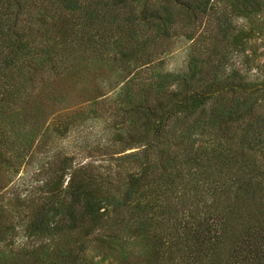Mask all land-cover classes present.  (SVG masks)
I'll return each instance as SVG.
<instances>
[{
    "label": "trees",
    "instance_id": "16d2710c",
    "mask_svg": "<svg viewBox=\"0 0 264 264\" xmlns=\"http://www.w3.org/2000/svg\"><path fill=\"white\" fill-rule=\"evenodd\" d=\"M230 1L244 14L264 8V0ZM30 6L0 0V119H17L24 108L38 112L33 136L46 151L49 127L62 134L75 120H59L63 110L98 103L100 92L76 98L88 86L77 87L83 67L115 66L123 84L106 107L114 130L91 153L117 161L103 169L75 166L63 186L72 157L57 154L28 231L95 234L108 251L129 249L118 264H264V82L254 88L239 68L225 67V18L216 16L209 52L200 56L213 0H38L37 10ZM180 34L194 38L189 71L148 73L168 39ZM80 111L76 118L85 116ZM75 246L53 254L32 249L30 256L96 264Z\"/></svg>",
    "mask_w": 264,
    "mask_h": 264
},
{
    "label": "rangeland",
    "instance_id": "374dc122",
    "mask_svg": "<svg viewBox=\"0 0 264 264\" xmlns=\"http://www.w3.org/2000/svg\"><path fill=\"white\" fill-rule=\"evenodd\" d=\"M27 3L31 5L32 11L38 9V0H27ZM206 13L208 22L200 33L199 41L200 48H204V51H200V56L209 52L205 50L212 38L208 36V32L216 30V26H213L216 16L225 18V22L221 21L225 26L228 25L227 31L220 42L221 49L229 52V62L224 64L225 67L228 68L232 63L240 69L248 85L261 87L264 82V8L244 14L234 10L230 0H213V6ZM202 27L201 24L200 30ZM193 40V37L183 34L170 37L166 43L167 48L158 55L159 58L148 73H187ZM21 59L22 55L18 53L15 58L16 71L22 70ZM90 65L83 67L84 80L77 84V87H80L79 83L88 86L76 90V98L86 99L100 92L98 103H94L91 110L88 107L79 109L80 103L63 110L59 120L63 122L74 119L73 117L75 120L69 123L67 131L62 134L49 127L48 150L42 151L38 146V135L33 136L41 125L38 112L24 108L18 112L17 119H0V264H49L33 260L30 251L37 249L53 254L58 249L70 251L75 245L80 247L78 250L74 249L80 257L91 259L96 264H118L120 259L129 255V249L123 245H115L114 251L104 249L101 246L102 240L95 234L84 235L64 230L61 235H37L27 228L33 210L42 201L44 190L41 184L53 173L57 154L72 157L63 186L67 185L70 171L75 166L91 163L103 169L108 161H117L91 153L94 146L106 143L114 130L110 125L115 118L111 114L112 110H106V107L114 104L113 101L122 91L123 80L119 76L121 71L111 65ZM78 111L85 112L86 117L76 118ZM51 119L52 116L48 117L42 129L46 128ZM55 124L58 122L55 121ZM133 149L135 148H127L123 152ZM122 153H116L115 156Z\"/></svg>",
    "mask_w": 264,
    "mask_h": 264
}]
</instances>
